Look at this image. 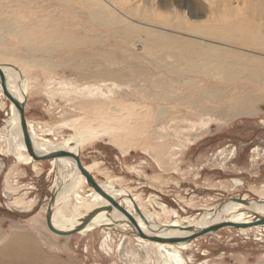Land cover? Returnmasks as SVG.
<instances>
[{
  "label": "rangeland",
  "instance_id": "obj_1",
  "mask_svg": "<svg viewBox=\"0 0 264 264\" xmlns=\"http://www.w3.org/2000/svg\"><path fill=\"white\" fill-rule=\"evenodd\" d=\"M106 1L117 4L126 23L237 57L264 58V51L176 28L225 24L264 36V20L243 14L247 0H194L192 9L186 0ZM199 4L206 10L194 15ZM81 5L0 0V22L12 18L25 35L0 27V64L15 66L27 80L26 117L43 136L60 142L79 132L98 181L115 180L147 211L162 205L179 214L161 222L187 226L231 198L264 199V82L226 79L221 66L210 70L202 58L189 61L175 50L146 46L140 35L91 20ZM230 9L238 13L216 20L217 10ZM102 72L106 78L98 76ZM13 119L12 103L0 90V251L14 237L28 239L20 246L22 258L10 257L9 264H27L31 252L39 256L37 264H167L172 258L171 264H264L263 226L224 228L189 248H174L172 256L159 254L148 239L103 225L70 237L54 234L46 214L62 172L54 160L19 163L8 154ZM83 190L87 202L90 190Z\"/></svg>",
  "mask_w": 264,
  "mask_h": 264
},
{
  "label": "bare ground",
  "instance_id": "obj_2",
  "mask_svg": "<svg viewBox=\"0 0 264 264\" xmlns=\"http://www.w3.org/2000/svg\"><path fill=\"white\" fill-rule=\"evenodd\" d=\"M67 2L69 4L79 3L80 0H56ZM83 1V5L81 7L84 9L85 14L95 21L98 20L102 26L111 30V27L119 34L126 33H134L144 37V42L146 46L151 47H164L171 50H175L184 54L189 61H196L199 59H204L205 62L203 64L206 68L210 70H218V66L222 68V74L226 76V79L233 78H242L249 79L255 82H264V58L255 57L254 59L249 57H237L236 55L231 54L228 49L221 48L219 46H214L210 44H194L189 42L182 37L166 35V33H161L156 30L143 28L139 26H135L133 24L126 23L125 17L119 14L117 4H112L109 1L102 0H81ZM180 2L179 0H177ZM194 0H186L184 3L185 7L192 9V4ZM228 0H220V4L226 3ZM231 4V3H230ZM247 10L243 13L249 18H258L261 21L264 20V0H247ZM200 6V8H199ZM193 8V14L200 13L201 10H206L200 4ZM229 8V7H228ZM118 11H116V10ZM228 11V10H227ZM205 12V11H204ZM211 12V11H210ZM213 11V15L216 14V20L222 21V17L225 15H236L235 9H230V13L226 14L221 10ZM224 12V13H223ZM128 13V12H127ZM212 13V12H211ZM122 14V13H121ZM130 14V12H129ZM126 16V15H125ZM183 16L186 17V12L183 13ZM128 17V16H126ZM129 18V17H128ZM13 19H5L0 22V27L8 28L13 34H18L20 36H25L22 33L23 24L15 25ZM223 25V26H222ZM218 25H189L186 26L185 23H181L178 29L182 30H191L192 33L204 36L205 38H209L212 40H218L222 42H226L229 44H237L242 45L244 47L257 49L259 51H264V36H258L255 34H250L247 31L234 30L231 29L225 24ZM21 27V29L19 28ZM259 27V26H258ZM258 30V28H257ZM95 32V31H93ZM2 36V35H1ZM54 43V42H53ZM55 46H50V48H54ZM46 48V47H45ZM182 58V57H181ZM182 60V59H181ZM2 68H0V74L6 81V85L10 92L20 101H23L24 97L28 95V82L21 75V72L17 70V68L13 65L0 64ZM220 70V69H219ZM221 74V73H220ZM44 76V75H43ZM100 78H106V73L102 72L98 75ZM97 76V77H98ZM45 77V76H44ZM26 78V77H25ZM224 78V77H223ZM21 81H20V80ZM25 80V81H24ZM52 80L47 78V83L50 84ZM51 90L54 88L52 84L49 87ZM1 94L5 95L2 92V86L0 84ZM251 101H248L245 108L248 110V106ZM256 103V102H255ZM254 104V103H253ZM252 106V105H251ZM244 109V110H246ZM12 110L14 113V119L9 123L11 125V130L13 133V140L7 141L9 147L8 154H12L16 158L17 162H21L22 160L35 162L33 158L28 154L26 147L23 142V137L21 133L20 121L18 112L12 103ZM240 112H237V114ZM249 114V113H248ZM13 115V114H12ZM28 127L30 131V135L32 138L33 145L37 152L41 154H49L51 152L57 150H69L70 152L76 153L79 149H81L80 144V133L75 131L74 136L77 139H67L64 141L55 142V140H50L45 138L42 134L41 126H38V123L32 122L28 120ZM62 126V125H61ZM10 128V127H9ZM55 132V131H54ZM41 133V134H40ZM96 137H100V134H97ZM13 142L15 146L13 145ZM55 166L59 171L62 172L61 177H59V181L57 180V190L59 191L55 197L54 206H53V225L56 229L62 231L72 230L82 224V222L91 216L92 213L100 210V212L94 216V218L90 221V223L85 226L79 233L85 234L92 230L97 229L99 226L103 225L107 229L109 228H117L122 232L129 231L134 235H138L136 233V229L133 228L128 222V218L124 215L119 209L124 208L128 213L132 214L137 222V228L144 231L149 236L158 237L161 239H170L176 237H182L190 235L189 232H184L181 230L182 228H193V229H202L208 228L213 224L223 222L226 224H230L232 226H253L252 224L258 220V218L248 212L254 210L256 213L264 215V199H257L255 201L253 199H248L246 197L241 198L242 200H253L252 206L246 207L240 203L234 201L236 198H231L232 201L226 203L223 208L218 211L216 210L217 206L213 209V211L209 212L206 216L202 217L195 223H191L190 225L183 226L178 220L165 223L161 222L163 218L168 216L170 213H173L175 217H179V214L172 210V212L162 205H158L159 209H162L158 212H150L147 211L146 208L137 206V211L134 208L132 202L127 198L128 193L124 189H120L114 181L112 182H101L103 188L106 192L113 194L114 196L119 197L117 201H111L100 194H98L94 189L88 184L86 178L78 171L77 165L75 162L66 159H58L54 160ZM3 166V163L0 162V168ZM90 172H92L91 167H87ZM92 174L96 177V175L92 172ZM238 182V181H237ZM111 183V184H110ZM235 183V181H234ZM87 186L89 188V193L85 194L88 197V201L84 200L83 192L84 187ZM71 198L75 200V204L77 206H72ZM240 199V198H237ZM135 202V201H134ZM112 206L118 207V209H113L112 211H103L101 209ZM185 221L187 218H185ZM263 226L264 225H260ZM144 239L142 237H139ZM3 239L0 237V242ZM27 238L17 237L12 238L10 242H8L0 251V259L4 260L6 264L10 263V257L12 260L17 261L22 258L20 246L26 245ZM156 244L159 254L161 255H171L170 251L175 250L174 248H189L191 243H182V244H172V243H162L156 241H150ZM32 248L37 249L34 245ZM38 250V249H37ZM176 251V250H175ZM177 253V251H176ZM33 259L29 260L27 264H37L35 260L39 259V256L33 252L30 253ZM177 262H179L182 258L177 254ZM181 258V259H180ZM35 259V260H34ZM173 258L167 263L171 264L173 262ZM0 261V264H1ZM17 264V263H13ZM181 264V262L179 263Z\"/></svg>",
  "mask_w": 264,
  "mask_h": 264
},
{
  "label": "water",
  "instance_id": "obj_3",
  "mask_svg": "<svg viewBox=\"0 0 264 264\" xmlns=\"http://www.w3.org/2000/svg\"><path fill=\"white\" fill-rule=\"evenodd\" d=\"M0 68H2V65H0ZM0 84L2 86V92L5 94L6 97H8V99L11 101V103L14 104L17 112H18V116H19V121H20V127H21V133H22V137H23V142L24 145L26 147V150L28 152V154L33 158V160L35 162H42V161H49L52 162L53 160H58V159H66V160H71L73 162L76 163L78 171L86 178V181L88 182L89 186L92 187L94 189V191H96L98 194H100L102 197L111 200V201H117L118 199H120L117 196H114L113 194H110L108 192H106V190L103 188L101 181H98L96 179V177L92 174V172H90L87 168V166H84L82 163V159H81V155H82V151L81 149H79L76 153L70 152L69 150H57L54 152H51L49 154H41L39 152L36 151L33 142H32V138L30 135V131H29V127H28V121H27V117H26V103L28 100V97L25 96L23 101H20L19 99H17L8 89V86L6 85V81L4 80V78L2 77V75L0 74ZM120 189H124L122 187H119ZM55 195L52 196V200L51 203L48 207L47 210V214H46V225L47 228L53 232L54 234H57L59 236H63V237H70L74 234H78L85 226H87L90 221L94 218V216H96L100 210L96 211L95 213H92L91 216H89L88 219L84 220L82 222V224L72 230H68V231H62V230H58L54 227L53 225V204L55 201ZM127 198L132 202L134 208L137 211V206L134 202L133 197L130 195L127 196ZM255 200V199H253ZM253 200H242L240 199H234L235 202L240 203L246 207H249V209H251L250 207L252 206V201ZM230 201H232V199L226 200L224 202H222L221 204H219L216 208V210L220 211L223 206L226 203H229ZM258 201V200H255ZM118 209V207H112V206H108L105 207L101 210H105V211H112L113 209ZM124 215L127 216L128 218V222L130 223V225L136 229V233L138 234V236L144 238V239H148L150 241H156V242H162V243H172V244H182V243H191L192 241L202 237V236H207V235H213L215 234L217 231L224 229V228H234V229H238V228H244V226H232L230 224H226L223 222H219L216 224H213L212 226L208 227V228H202V229H193V228H182L181 230H183L184 232H189L191 233L190 235L187 236H182V237H176V238H170V239H161L158 238L157 236H149L148 234H146L144 231H142L141 229L137 228V222L136 219L134 218V216L130 213H128V211H126L124 208L119 209ZM248 212H250L251 214L255 215L258 220L256 222H254L252 225V227L255 226H260V225H264V215L258 214L256 213L254 210L251 209V211L249 210Z\"/></svg>",
  "mask_w": 264,
  "mask_h": 264
},
{
  "label": "crops",
  "instance_id": "obj_4",
  "mask_svg": "<svg viewBox=\"0 0 264 264\" xmlns=\"http://www.w3.org/2000/svg\"><path fill=\"white\" fill-rule=\"evenodd\" d=\"M88 148H92V147H88ZM86 150L85 151H82V155H81L82 163H83L84 166H87V165L90 164L86 160L89 159V158H91V155H92V152L91 151H86Z\"/></svg>",
  "mask_w": 264,
  "mask_h": 264
}]
</instances>
